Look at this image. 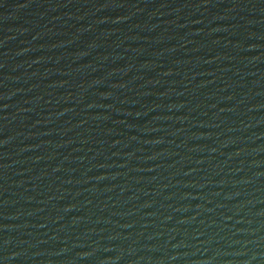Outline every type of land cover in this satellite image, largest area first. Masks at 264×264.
Instances as JSON below:
<instances>
[{"label": "water", "instance_id": "1", "mask_svg": "<svg viewBox=\"0 0 264 264\" xmlns=\"http://www.w3.org/2000/svg\"><path fill=\"white\" fill-rule=\"evenodd\" d=\"M0 264H264V0H0Z\"/></svg>", "mask_w": 264, "mask_h": 264}]
</instances>
